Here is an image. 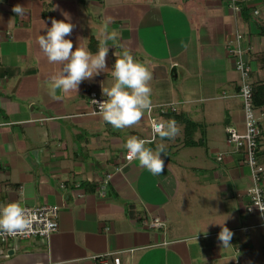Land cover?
I'll return each instance as SVG.
<instances>
[{
	"label": "crops",
	"instance_id": "crops-1",
	"mask_svg": "<svg viewBox=\"0 0 264 264\" xmlns=\"http://www.w3.org/2000/svg\"><path fill=\"white\" fill-rule=\"evenodd\" d=\"M236 3L240 12L230 0H0V205L59 206L58 229L48 239L1 243L0 264H92V255L105 252L120 264H264V226L247 209L250 168L225 132L244 128L239 73L228 50L236 31L251 48L253 86H264V0ZM17 4L24 15L12 11ZM64 13L75 25L66 37L73 50L95 54L107 33L119 38L106 41L105 72L83 81L78 94L58 90L53 99L48 85L62 66L47 61L37 38ZM123 48L150 62L152 114L180 128L175 139L148 145L167 146L159 175L124 157L129 137L150 134L148 112L123 130L89 113V92L102 94L114 83L113 52ZM255 112L264 169V104ZM260 177L264 186V170ZM153 217L164 225L150 227ZM220 223L234 233L228 248L218 240Z\"/></svg>",
	"mask_w": 264,
	"mask_h": 264
},
{
	"label": "clouds",
	"instance_id": "clouds-1",
	"mask_svg": "<svg viewBox=\"0 0 264 264\" xmlns=\"http://www.w3.org/2000/svg\"><path fill=\"white\" fill-rule=\"evenodd\" d=\"M12 11L17 15H24L26 10L17 4ZM64 15L63 20L52 19L46 35L37 38V44L47 61L62 66V70L51 77L48 85L49 95L53 99L60 98L57 96L58 90L62 94H78L79 85L83 81L91 80L105 72L108 69L107 57L110 51L106 41L115 42L119 38L116 31L107 33L95 54L84 47H76L73 50L72 40L66 37L71 36L75 25L68 14ZM113 55L116 57L111 71L114 83L110 87H102V96L106 99L95 102L99 105L103 121L114 129L133 128L140 124L146 112H151L154 108L150 84L153 73L148 67L150 62L136 60L127 48H123L118 56L115 52ZM152 133L151 140L129 137L125 147L129 161H138L141 167L153 175H159L165 170L164 157H167V146L158 143L153 149L148 145L153 144L156 137L161 141L175 139L180 133V128L175 120L156 122L152 125ZM257 206L264 213V207L259 204ZM33 224V218L20 203L11 202L0 207V235H28ZM233 235L234 233L222 223L218 240L223 248L231 246Z\"/></svg>",
	"mask_w": 264,
	"mask_h": 264
},
{
	"label": "built area",
	"instance_id": "built-area-1",
	"mask_svg": "<svg viewBox=\"0 0 264 264\" xmlns=\"http://www.w3.org/2000/svg\"><path fill=\"white\" fill-rule=\"evenodd\" d=\"M232 8L236 12H240V8L236 3V0H230ZM258 10H253V14H258ZM242 34L238 31L235 32L233 38L228 40V50L235 58V68L239 73V87L237 96L242 101V108L244 112V128L238 130L234 126H226L225 132L227 140L232 143L236 148L243 149L244 162L250 168L252 175V184L247 188L246 193L249 196L250 203L247 207L248 210H256L261 218V224L264 226V213L261 212L257 206L259 204L264 207V186L260 183V174L263 171V167L258 164L257 160V140L261 133L260 120L255 112V106L253 103V84L251 82V65L249 61V50L244 48L241 44ZM102 94L97 91H90L88 94V102L90 105L89 113H99V105L95 100H103ZM173 110L176 109L172 103L169 104ZM159 111H165V104H158ZM150 134L148 137H140L141 139H153L152 125L156 122H163L157 118L152 112H148ZM128 153H125V159ZM220 157V155L218 156ZM111 178V174H106L103 181L99 184V190L101 194L106 193L107 183ZM0 207H2L0 205ZM26 212L33 218L34 224L28 235H0V244L5 243L13 238H41L48 239L52 233L58 229V217L59 206L56 204H42L37 206H23ZM147 224L150 227H162L164 222L159 217L151 218ZM246 229V228H245ZM92 264H120L121 260L117 254L105 252L94 254L91 256Z\"/></svg>",
	"mask_w": 264,
	"mask_h": 264
},
{
	"label": "trees",
	"instance_id": "trees-1",
	"mask_svg": "<svg viewBox=\"0 0 264 264\" xmlns=\"http://www.w3.org/2000/svg\"><path fill=\"white\" fill-rule=\"evenodd\" d=\"M250 76H251V72H250ZM262 87V86H261ZM260 86L259 87H254L253 86V103H254V106L255 105H262V104H264V99H261L259 96H258V94L260 93V88H261ZM262 88H264V86L262 87ZM264 170V169H263ZM262 173V172H261Z\"/></svg>",
	"mask_w": 264,
	"mask_h": 264
}]
</instances>
